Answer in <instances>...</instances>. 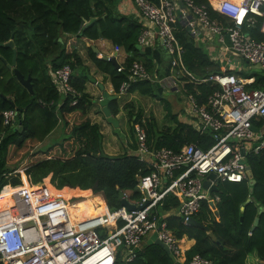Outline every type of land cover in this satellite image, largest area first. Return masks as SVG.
Returning a JSON list of instances; mask_svg holds the SVG:
<instances>
[{
  "label": "trees",
  "instance_id": "16d2710c",
  "mask_svg": "<svg viewBox=\"0 0 264 264\" xmlns=\"http://www.w3.org/2000/svg\"><path fill=\"white\" fill-rule=\"evenodd\" d=\"M117 2L118 0H0V112L10 107L21 111L19 128L2 127L0 122V194L9 188L6 184H22L29 188L33 199H47L46 196L54 198L45 184L49 174V183L57 190L77 187L89 191L93 187L92 192L101 193L110 211L120 206L117 197L119 191H130L129 200L139 196L135 185L139 177L149 173L151 169L131 153L108 155L103 152L102 134L86 115L90 106V97L84 92L88 67L83 64L77 50L80 38L106 39L113 46L123 49L126 54L125 64L136 59L150 69L154 59L159 65L158 74H166L164 66L167 56L163 50L157 45L153 49H136L139 24L134 15L119 12ZM91 17L95 20L81 29L82 24ZM253 36L264 40L256 31ZM178 38L184 48L183 65L194 76L199 78L218 71L217 65L209 61L208 54L201 45H193L183 34L178 35ZM8 41L12 45L4 46L3 43ZM84 49L85 56L94 69L109 81L112 91L116 92L119 83L126 78L125 72H116L110 61L97 57L89 46ZM12 50L15 53V68L23 77L29 76L31 94L20 85L3 62L10 63ZM64 64L70 68L69 82L79 96L72 105L67 96L56 106L60 99L50 83L48 67L54 69ZM263 82L264 74H258L250 86L262 88ZM191 86L190 83L183 84L184 92L192 91ZM196 86L200 92L196 98L200 103L211 86L209 83H199ZM127 93L163 100L162 92L158 93L155 83L149 81L130 82ZM163 106L169 110L167 101H164ZM107 109L112 116L117 114L115 99L107 102ZM169 115L173 120L172 126L166 125L161 130L156 129L152 123H146V142L150 147L165 146L177 150L190 142H196L202 148L211 144L207 130L198 133L190 124L177 120L176 113L169 112ZM135 120L136 116L134 119L130 118L133 144L129 143V146L132 150L135 148L132 129ZM57 124L61 125V140L43 149L38 148V144ZM245 163L249 166L253 179L251 193H248L247 179L218 183L212 192L218 196L213 207L201 201L199 210L193 215L196 221L208 226L214 239L204 230L183 223L175 213L167 212L166 226L174 237L183 239L182 236H186L193 239L191 247L185 250L186 259L197 253L213 264H264V211L256 213L258 206L264 208V148L257 153L248 154ZM248 196H252L253 201L242 206ZM83 199L89 201L87 208L78 206L75 209L69 205L74 213V220L75 212L79 214L78 219L96 213L102 214L103 206L98 196L86 193L80 200ZM177 206V199L166 194L160 211H170ZM256 215L257 224L251 228ZM5 216L6 214H0V221ZM181 239L177 243H182ZM130 264L177 263L172 262L160 246L144 244L135 249V256Z\"/></svg>",
  "mask_w": 264,
  "mask_h": 264
},
{
  "label": "built area",
  "instance_id": "2783aa9c",
  "mask_svg": "<svg viewBox=\"0 0 264 264\" xmlns=\"http://www.w3.org/2000/svg\"><path fill=\"white\" fill-rule=\"evenodd\" d=\"M205 1L118 0V11L134 15L139 24L136 44L140 50L157 45L167 56V63L166 74L159 75L154 59L147 69L136 59L125 64V54L114 68L125 72L126 78L112 93H127L129 83L134 81H149L161 92L179 93L183 122L198 133L207 130L211 144L202 148L190 142L177 150L152 148L146 142L142 123H133L135 148L130 153L151 171L139 177L135 185L138 197L129 200L131 192H122L132 209L120 205L110 211L103 206L102 214L71 220L67 207L74 203L69 201L72 196L33 199L28 187L7 185L12 189L16 218L0 222L1 264H130L141 240L151 233L166 246L175 263L213 264L197 253L186 259L165 217L172 212L186 223L197 213L201 201L218 200L211 187L247 179L245 157L264 148V124L254 123L264 121V82L262 88H253L250 85L255 76L234 70L235 59L239 58L264 74V40L253 36L256 31L264 37V0ZM182 34L206 50L217 72L198 78L186 69L182 62L184 48L178 38ZM48 76L59 95L56 106L67 96L69 104H74L79 93L69 82V66L48 67ZM186 83L192 85V91L184 92ZM199 83L211 86L200 103L196 98ZM19 120L15 107L0 112L2 127L16 128ZM208 174L213 178H207ZM166 194L174 196L178 206L160 211Z\"/></svg>",
  "mask_w": 264,
  "mask_h": 264
},
{
  "label": "rangeland",
  "instance_id": "374dc122",
  "mask_svg": "<svg viewBox=\"0 0 264 264\" xmlns=\"http://www.w3.org/2000/svg\"><path fill=\"white\" fill-rule=\"evenodd\" d=\"M96 49L98 51L106 54L108 52L113 51V46H111L109 44L106 45V44L97 43ZM122 50L123 49L121 47H118V49H117L118 60L120 59V56L122 54ZM231 58H233V57L231 56ZM234 66H235L234 70L236 72H239V70L241 69L243 71V73H245L246 75L257 76L258 74L263 73V71H261L260 69H257L255 67L250 66L249 64L245 63L244 61H241V59H239V58L235 59V65ZM91 73L95 74V72H91ZM85 76H86V74H85ZM85 78H86L85 81H87L88 77H85ZM130 94H129L130 96L128 95L127 100L120 106V108L122 109L123 115H125V116H123L122 114H120L118 116V118L116 119L118 122L116 127H112L109 123L106 122L107 127H109V131H106V130L102 131V144H103V148L105 150V153L108 155L110 153H113V151L111 150V147H115L116 151H119L120 148H122L125 145V143L128 147H129V143L133 144V139H132V135H131V131H130V128H131L130 125L131 124H129V123H131L130 118L134 119V116H136L137 120H135V122L142 123L144 129L146 127V123L149 122V123H152L156 129L161 130L166 125L172 126V124H173V120L170 119L169 112L176 113V114L182 113L181 108H180V105L182 103L180 102V100L174 101L173 100L174 94L171 93L169 90H163L162 91L161 97L163 100L155 99L152 96H141L137 93H130ZM126 97H127L126 94L125 95H119V96H117V99L120 102L121 100H124V98H126ZM164 101H167L169 103V105H170L169 110H166L164 108V106H163ZM95 107L98 111V109H99L98 106H95ZM98 112L102 116V113L100 112V110ZM177 115H176L177 120H180L181 118ZM130 116H132V117H130ZM254 123L256 125H261V124H264V121L262 123H257V122H254ZM147 126H148V124H147ZM62 137H63V133H62L61 125L57 124L53 128V130L51 132H49L42 139V141L38 144L37 147L43 149V148L49 146L50 144H53L55 142H59ZM127 141H130V142L128 143ZM47 178H48V182H49V176L48 175H47ZM80 191L87 192L86 189L80 190ZM90 195L91 196H94V195L98 196L101 200L102 206H104V207L106 206L100 192H96V193L91 192ZM46 198L48 199L49 196H46ZM80 199H82V197L69 199L70 202H74L72 205L73 208L76 209V207H78V206H82V207L87 208L89 201L84 200V199L80 200ZM10 213H11V211L9 208L0 206V214H6L4 219L11 217ZM75 213H76L75 214L76 219H78L79 214L77 212H75Z\"/></svg>",
  "mask_w": 264,
  "mask_h": 264
},
{
  "label": "crops",
  "instance_id": "0c3cea01",
  "mask_svg": "<svg viewBox=\"0 0 264 264\" xmlns=\"http://www.w3.org/2000/svg\"><path fill=\"white\" fill-rule=\"evenodd\" d=\"M97 43H100V44H109V45H111V46H113L108 40H106V39H101V38H99V39H96V40H88V39H86V38H80L79 40H78V44H77V50H78V53H79V55L81 56V58L83 59V64L84 65H86L87 67H88V73H86V75L87 76H85V77H88V79H87V81H85L84 82V92L85 93H87L88 94V96L90 97L89 98V101H90V106L88 107V109H87V111H86V115H87V117L89 118V120L92 122V123H95L97 126H98V129H99V131H100V133L102 134V131L104 130H106V131H109V127H107V125H106V120H105V118L103 117V115L101 116L100 114H99V110H100V106L98 105V104H96V103H94L93 102V100L94 99H98L100 96H101V93L103 92V91H106L107 93H109V94H111V95H114L115 96V100H116V105H117V114L114 116L116 119L118 118V116L120 115V114H122L123 115V112H122V109L120 108V106L127 100V98H128V95L130 94V93H125L126 95H127V97L126 98H124V100H121L120 102L118 101V99H117V96H119V95H115L114 93H112V87H111V84L109 83V81L106 79V78H104L103 77V75L101 74V73H99V72H97L95 69H94V67L92 66V64L90 63V61L86 58V56H85V47L86 46H89L90 48L91 47H93L94 49H95V51H96V56L97 57H100V56H102V55H104L105 57H110V56H113L114 57V60H115V62L117 63V62H121L123 59H124V57H125V53H124V51L122 50V54H121V56H120V59L118 60V58H117V49H118V47H116V46H113V51L112 52H108V53H106V54H104V53H102V52H100V51H98L97 49H96V44ZM116 50V51H115ZM90 70V71H89ZM91 72H95V74L94 73H91ZM98 73V74H97ZM91 78L93 79V80H91ZM95 82V83H94ZM103 82V83H102ZM98 85H101V89H99V86ZM171 93H173L174 94V96H173V100L174 101H178V100H181V98H180V96H179V93H176V92H171ZM125 94H123V95H125ZM131 95V94H130ZM129 95V96H130ZM132 96V95H131ZM178 105V104H177ZM95 106H98V111H97V109H96V107ZM180 108H181V106H180ZM182 111V110H181ZM101 112V111H100ZM178 114V113H177ZM176 114V115H177ZM123 116H125V115H123ZM177 116H179L181 119H180V121H183V112L182 113H180V114H178ZM126 118V117H125ZM177 119V118H176ZM118 123V122H117ZM129 124H131V123H129ZM130 140V139H129ZM128 143L130 142V141H127ZM102 149H103V152L105 153V150H104V148H103V144H102ZM111 150L113 151V153H110L109 155H115V154H119V153H122V152H127V153H130L131 151H132V149L130 148V146L128 147L127 145H126V143H125V145L122 147V148H120V150L119 151H116V149H115V147H111ZM48 176H49V174H48ZM43 179V178H42ZM6 185H8V186H10L9 184H6ZM7 186V187H8ZM24 187H26V186H24ZM10 189H11V187H9ZM9 188L8 189H5V190H3L2 191V193L0 194V197L1 196H5V199L7 200V204H5V205H0V206H2V207H4V206H8L9 204H10V200L8 199V197H9ZM1 192V191H0ZM33 192H35V191H33ZM3 194V195H2ZM33 197V196H32ZM182 238L183 239H181L182 240V243H180V241H179V243H178V245L180 246V248L182 249V250H187L189 247H191V245L193 244V239H188V238H186V236H182ZM146 239H147V236L145 237V238H143L142 240H141V242L139 243V245H138V247L136 248V250L137 249H139V247L140 246H142V245H144V244H147L146 243ZM180 239H178V240H180ZM165 252V251H164ZM169 254H170V252H169ZM168 255V254H167ZM171 260V259H170ZM172 262H174V261H172ZM179 264V263H178Z\"/></svg>",
  "mask_w": 264,
  "mask_h": 264
},
{
  "label": "water",
  "instance_id": "95a60500",
  "mask_svg": "<svg viewBox=\"0 0 264 264\" xmlns=\"http://www.w3.org/2000/svg\"><path fill=\"white\" fill-rule=\"evenodd\" d=\"M95 20V18L91 17L90 19H88L86 22H84L81 26V29H83L84 27H86L87 25H89L90 23H92L93 21ZM59 40V38H58ZM4 46H11L12 43L11 41H8L6 43H3ZM136 46V49L140 50V47L138 44L135 45ZM92 51L94 53H96L95 49L93 47H91ZM100 58L102 60H108L110 61V63L113 65V66H116V62L114 60V57L113 56H110V57H105L104 55L100 56ZM3 62L5 63L7 69L11 70L13 76L15 77V79L20 83V85H22V87L25 88V90L31 94L32 93V89H31V83H30V79H29V76H26V77H23L19 72L18 70L15 68L14 64H15V53H14V50H12V57H11V60H10V63H6L4 60ZM87 76V75H86ZM91 80H93L91 78ZM95 83V82H94ZM99 86V89H101V85H98ZM156 89L158 91V93H160V89L156 86ZM115 96L114 95H111L109 93H107L106 91H103L101 93V96L98 98V99H94L93 102L98 104L100 106V111L103 115V117L105 118L106 122L109 123L112 127H116L117 126V120L114 116H112L108 109H107V102L111 99H114ZM19 110V109H18ZM19 117H21V111L19 110ZM19 125H20V120L18 121V128H19ZM251 128L255 131L256 128L255 127H252ZM259 131H261V129H259ZM252 147L254 146V144L251 145ZM243 149L241 150V153L243 154ZM245 174H246V178H247V184H248V193L250 194L251 193V185L253 183V179H252V175H251V172H250V169H249V166L248 165H245ZM207 178L209 179H212L213 178V175L212 174H208L207 175ZM207 185V181L206 180H203L202 181V186L203 187H206ZM74 188H77V187H74ZM78 189V188H77ZM216 187H211L210 190L213 191L215 190ZM81 190V189H80ZM89 192L91 193L93 191V187L89 188L88 189ZM73 198H80L81 196H72ZM117 197L119 199V202H120V205L124 206L126 209H132L133 208V205L128 203L126 201V199H124L122 193L119 191L117 193ZM250 201H253V197L252 196H248L244 202L242 203V206ZM208 205H210V207H213L212 206V202L211 201H208L207 202ZM241 206V207H242ZM261 211H264V208L262 206H258L257 207V214L260 213ZM214 214H216V211L214 210L213 211ZM257 221H258V217L257 215L254 217L253 221H252V226L251 228H253L254 226H256L257 224ZM186 224H190V225H193L195 227H198L202 230H204L206 232V234L214 239V236L212 235V233L209 231V228L208 226L206 225H203L201 224L200 222L196 221L193 217H189L188 219H186ZM146 243L147 244H156L158 246H160L167 254H168V257L171 259V261H174V258L172 257L171 254H169L166 246L156 238V235L155 233H151L147 236V239H146ZM120 264V263H119Z\"/></svg>",
  "mask_w": 264,
  "mask_h": 264
},
{
  "label": "bare ground",
  "instance_id": "6f19581e",
  "mask_svg": "<svg viewBox=\"0 0 264 264\" xmlns=\"http://www.w3.org/2000/svg\"><path fill=\"white\" fill-rule=\"evenodd\" d=\"M45 184H46V186L49 187L50 192H51V194H52L54 197H65V198H68V197H71V196H81V197H83L84 194H86V193H90L89 191H87V192H83V191H80V190L77 189V188L72 189V188H69V187H66V188H64L63 190H57V189L53 188V187L49 184V182H48V178H46V180H45ZM11 191H12V189L9 188V197H8V199L10 200V204L7 206V207L10 209V211H11V213H10V214H11V217H8V218H6V219H4V220H1L0 222L9 221V220H12V219H15V218H16L15 209H14V204H13V201H12V199H11ZM30 194H31V192H30ZM2 195H3V194H2ZM31 197H32V194H31ZM32 198H33V197H32ZM5 204H7V200L5 199V196H1V197H0V205L3 206V205H5ZM67 211H68V214H69L70 219H71V220H74V213H73V211L70 210L69 205H68V207H67Z\"/></svg>",
  "mask_w": 264,
  "mask_h": 264
}]
</instances>
